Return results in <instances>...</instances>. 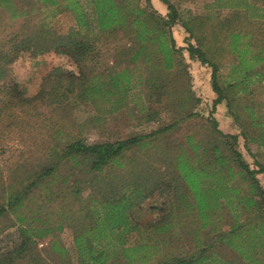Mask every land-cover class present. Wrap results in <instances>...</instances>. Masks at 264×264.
<instances>
[{
    "label": "trees",
    "instance_id": "trees-1",
    "mask_svg": "<svg viewBox=\"0 0 264 264\" xmlns=\"http://www.w3.org/2000/svg\"><path fill=\"white\" fill-rule=\"evenodd\" d=\"M161 1L167 4L166 14L156 10L151 0H36L47 8L56 7L59 10L58 8L62 6L70 10L77 21L76 26L60 34L53 31L48 23H42L35 31L23 28L4 41L9 43V46L6 50H0L1 135L12 139L26 127L30 117L40 113L42 106L66 110L72 101H95L96 94L107 91L105 87H119L121 90L116 75H125L129 80L132 73L128 66L114 76L109 75L112 81H105L103 73L98 72L94 65L97 54L95 49L103 39H126L119 51L121 55L128 57V63H132L133 67L137 66L139 60V68L144 65L153 70H171L179 66L182 63L179 53L184 48L189 58L197 59L211 67L212 88L217 94L214 103L217 105L223 101L239 121L238 105H241L237 98L240 96L237 88L239 84L224 82L220 79L219 73L220 58L227 49L223 45L224 33L230 37L229 48L233 51L240 48L238 40L248 33L240 29L233 31L237 28L233 21L238 18L236 16H240L241 9L231 11L227 17H217L215 25L208 26L206 30L203 28L201 18L190 15L186 19L170 0ZM5 3L13 5L14 1L0 0V6ZM245 3L247 6L257 4L260 8L264 6V0L261 2L247 0ZM243 12L244 23L247 25L258 23V16ZM19 14L22 24L29 19L28 11L13 12L11 16ZM93 15L95 20L91 17ZM176 24H181L196 43L189 42L186 47L178 48L171 31ZM231 28L233 30H230ZM210 42L215 46L213 54L211 45L208 44ZM262 42L263 46L256 57L264 62V41ZM21 50H29L33 55L49 51L63 54L72 62L75 69L53 67L43 76L37 92L28 95L17 80L8 79L6 76V66L18 58ZM247 72L248 70L244 75ZM253 72L260 76L263 74V70ZM147 77L148 75L145 77L144 74L143 84L151 87L153 93L156 92V89L162 86L160 79L150 80ZM189 97L192 98L189 94L185 100ZM118 104L117 107L121 103ZM244 109L251 108L245 105ZM256 121L259 120L255 119L254 123L252 121L251 123L263 127L261 132L263 135L264 121L259 123ZM161 130L163 128L147 135L137 134L102 142H89L79 136L66 139L56 137L30 167L26 163H19L14 172L20 174L13 180L6 183L0 179V238L5 230L12 226L18 228L16 240L14 239L10 250L0 251V264H21L24 260H29L26 264H47V260L41 258L38 251H34L33 244L36 242L34 239L53 234L55 230H61L65 224L73 229L74 256L78 264H211L222 255L219 248L224 245L240 250V255L244 256L249 264H264L261 258L246 255L251 253L249 247L238 248L236 241L234 242L240 233L246 231L252 233L253 230L256 232L254 224H260L261 230L264 226V187L257 176L260 172L264 174V166L259 163L258 167L252 168L235 148L237 135L224 133L217 128L216 121L211 128L213 139L191 142L189 138L193 155L181 151L175 156L171 174L176 183H173L164 172L161 179L154 180H150L147 174L141 178L138 176L139 172H135L133 173L135 177L130 183L126 181L117 183L114 179L103 176L102 173L107 166L113 163L122 166L121 159L129 149ZM242 132L246 139V132ZM66 164L68 166L63 176V184L68 185L71 182L72 187L71 191L57 192L56 195L61 201L72 195L79 198L78 195L84 188L82 183L92 185L94 182L96 189L88 196V204L74 211L69 219L62 218L56 225L49 222L46 213L41 212L43 205L35 203V193L37 188L45 184L49 189L54 179L62 172L61 167H65ZM89 174L94 175V178L85 179ZM237 181L246 188H239ZM160 185L172 186L173 190L170 189L172 197L169 201L168 199L164 201L160 207L155 205L150 207L158 213V218L151 224L144 225L145 228L142 229L141 224L134 218L133 210L151 195L149 191L151 188L153 190ZM222 201H225L226 207L240 214L255 215L254 219H251L255 221L254 224L249 221L244 226L240 223L239 215L233 214L230 229H223V224L227 221H220V216L214 217L212 213L220 208ZM63 210L64 208L60 211ZM180 216L185 219L190 216L192 221L194 219L199 222V226L196 225L193 230L194 235L198 237L202 231H206L208 241L196 242L191 249H187L184 244L182 245L185 247H177L174 244L176 237H184L189 233L188 230H181L179 233L176 230L177 225H180L176 220ZM74 221L77 222L76 225ZM132 231L144 233L145 237L128 245L127 240ZM263 233L264 230L261 231L262 235ZM256 235L259 240L262 239L260 233ZM260 246L263 249L258 250L257 254L260 252L264 254V245ZM175 249H178V253H175ZM56 251L65 252L67 249L61 247ZM27 255L30 256L28 259ZM119 258L122 261L118 260ZM223 261L226 264H234L233 260Z\"/></svg>",
    "mask_w": 264,
    "mask_h": 264
},
{
    "label": "rangeland",
    "instance_id": "rangeland-1",
    "mask_svg": "<svg viewBox=\"0 0 264 264\" xmlns=\"http://www.w3.org/2000/svg\"><path fill=\"white\" fill-rule=\"evenodd\" d=\"M13 1V5L5 3L0 6V50L8 49L9 43L4 41L23 28L35 31L37 26L48 23L53 31L62 34L66 33L71 27L76 26L75 16L70 10L62 6L57 10L56 7L47 8L43 3L36 2V0ZM170 1L186 19L190 15L201 18L204 23L203 28L206 30L208 26L215 25L217 17H227L230 13L236 11L235 9H241L240 16H236L238 18L233 21L237 28L233 27L235 30L233 28L230 30L239 31L240 29L248 33L238 40L240 48L236 51L229 48L231 39L224 33L223 45L227 49L223 53V57L220 58L219 73L220 79L224 82L233 81L239 84L237 86L240 95L237 98L241 104L238 105L240 109L238 112L239 121L231 114V110L227 108L223 101L217 105L214 103L217 94L212 88L211 67L202 64L197 59L189 58V54L184 48L179 53V57L182 59L179 66L171 70H153L144 65L139 68V60L137 66L133 67L132 63H128V57L121 55L119 51L127 41L126 39H103L95 49L97 54L95 55L94 65L98 72L103 73L105 81H112L109 75L114 76L128 66L132 73L129 80L126 79L125 75H116L118 85L122 87L121 90L119 87H105L107 91L96 94L95 101H72V104L66 110L42 106L40 113L30 117L26 127L12 139L3 137L0 133V179L2 182L8 183L20 174L14 172L19 163H26L30 167L31 163L35 162L37 157H40L45 149L55 141L54 138L56 137L66 139L79 136L89 142L115 141L137 134L147 135L159 128H163V130L154 136L145 138L140 144L133 146L126 152L123 159H121L122 166L113 163L107 166L102 174L114 179L117 183L123 181L130 183L135 177L133 175L135 172H139L138 176L141 178H144L147 174L150 180L161 179L163 177L162 172H164L167 173L169 179H172L171 173L172 168H174L175 156L181 151L184 154L193 155L188 142L189 138H191V142H199L201 139H213L211 128H213L215 121L217 128L224 133L237 135L235 148L241 152L243 159L252 168L258 167L259 163L264 166V134H261L263 127L258 124L252 125L255 119L259 120L256 121L258 123L264 121V82L254 83L252 80L256 77L253 71L263 69L264 64L262 60H258L256 57L263 46L262 41H264V7L260 8L259 4L247 6L245 3L247 0ZM261 1L257 0V2ZM151 3L162 14L168 12L167 4L163 1L151 0ZM21 11H28L30 21L26 19L22 24L21 14L11 16L13 12L20 13ZM243 11L249 12L252 16H258V23L248 25L244 23L242 19ZM91 17L95 20V15ZM171 31L175 45L178 48L186 47L189 42L196 43L195 39L189 36V33L185 31L181 24L174 25ZM212 43L208 44L211 45L213 54L215 46ZM3 44L7 45L4 46ZM126 45L128 46L129 43ZM18 55L15 61L6 66V76L8 79L17 80L28 95L37 92L43 76L53 67L61 66L65 69H75V66L65 55L54 51L33 55L29 50H21ZM247 70V74L244 75ZM144 74L145 77L148 75L147 78L150 80L160 79L162 86L153 93L151 87L143 84ZM189 94L192 98L189 97L185 100V97ZM118 103H121L119 107H117ZM245 105H249L251 109H244ZM189 113L192 114L189 115ZM242 131L246 132V139ZM67 166L68 164L61 167L62 172L59 177L54 179L49 189L45 187V184L37 188L35 193V203L43 205L41 212L46 213V217L50 219L49 222L56 225L62 221V218H68L81 206L88 204V196L93 194L96 189L94 182L92 185L82 183L84 188L78 195L79 198L72 195L61 201V198L56 195L57 192L71 191L72 187L71 182L68 185L63 184V176ZM257 176L264 187V174L260 172ZM86 178H94V175H86ZM72 181L74 182V180ZM172 182L176 183L173 179ZM237 185L239 188H246V186L242 185V187L240 185V181H237ZM171 188L173 190L172 186L161 185L154 187L153 190L151 188L149 190L151 195L139 206H135L133 210L134 218L141 224L142 229L145 228L144 225L147 226L158 218V213L150 207L153 205L160 207L164 201H167V199L169 201L172 197ZM222 202L220 208L215 209L212 213L214 217L220 216V221H227L223 224V229H230L234 219L233 214L239 215L240 223L244 226L249 221L254 224L255 221L251 219H254L255 215L240 214L238 211L226 207L225 201ZM62 208L64 210L60 211ZM190 216H187L186 219L180 216L176 220V223H180L176 229L178 233L181 230L189 231L184 237H176L174 244L177 247L186 245L187 249H191L196 242L208 241V236L205 235L206 231H202V234L198 237L194 235L193 230L196 225L199 226V222L194 219L193 222ZM195 217L197 218V216ZM73 223L77 224L76 221ZM254 225L256 232L253 230L252 233L249 231L240 233L238 237H235L234 242L236 241L238 248L246 249L247 246L251 249V253L246 255H251V257L254 255L264 260L262 252L257 254L258 250L262 251L263 249L260 248V245H264V233L261 234L264 226L261 230L262 226L260 224ZM17 230L18 228L14 226L5 230L4 235L0 238L1 252L10 250V246L14 244V239L18 234ZM256 233L262 235V239H260L262 242H259ZM143 237H145L144 233L140 234L139 231H132L127 244L131 245L139 242ZM34 240L36 241L33 244L34 251H38L41 258L47 260V264H78L74 256L73 229L71 226L65 224L61 230H55L53 234ZM250 245L253 246L250 247ZM61 247H64L67 251H56ZM219 250L222 252L220 257L218 255L217 260H219V263L214 260L211 264H226L224 261L222 262L223 259L233 260L234 264H249V261L240 255V250L237 251L227 245L221 246ZM175 253H178V249H175ZM29 257L27 255L26 259ZM118 260L122 261L121 258ZM28 261L24 260L21 264H26Z\"/></svg>",
    "mask_w": 264,
    "mask_h": 264
},
{
    "label": "crops",
    "instance_id": "crops-1",
    "mask_svg": "<svg viewBox=\"0 0 264 264\" xmlns=\"http://www.w3.org/2000/svg\"><path fill=\"white\" fill-rule=\"evenodd\" d=\"M264 7V6H263ZM261 70H263V74L260 76V75H258V74H256V77L255 78H253L252 80H253V82L255 83H258V82H264V69H260V71ZM255 71V70H254ZM231 82H233V81H231Z\"/></svg>",
    "mask_w": 264,
    "mask_h": 264
}]
</instances>
